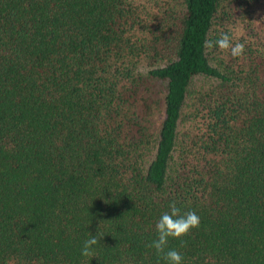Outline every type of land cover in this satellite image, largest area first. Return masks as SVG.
I'll use <instances>...</instances> for the list:
<instances>
[{
    "label": "trees",
    "instance_id": "16d2710c",
    "mask_svg": "<svg viewBox=\"0 0 264 264\" xmlns=\"http://www.w3.org/2000/svg\"><path fill=\"white\" fill-rule=\"evenodd\" d=\"M172 201L182 264H264V0H0V264H166Z\"/></svg>",
    "mask_w": 264,
    "mask_h": 264
},
{
    "label": "clouds",
    "instance_id": "9594fccd",
    "mask_svg": "<svg viewBox=\"0 0 264 264\" xmlns=\"http://www.w3.org/2000/svg\"><path fill=\"white\" fill-rule=\"evenodd\" d=\"M203 46L212 52L218 49L223 54L231 55L233 58H242L245 53V45L238 40L234 42L233 37L222 32L218 39H207ZM169 210L162 213L155 224L156 238L147 245L153 248L158 257L166 264H182L183 257L175 249L169 248V240H179L187 236L193 229L200 227V217L195 211L182 212L176 201H172L168 206ZM102 238V237H101ZM97 235H89L83 243L81 255L84 257H94V246L99 243Z\"/></svg>",
    "mask_w": 264,
    "mask_h": 264
}]
</instances>
